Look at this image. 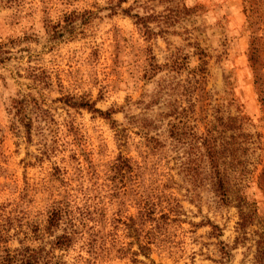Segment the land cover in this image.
<instances>
[{
    "label": "rangeland",
    "instance_id": "374dc122",
    "mask_svg": "<svg viewBox=\"0 0 264 264\" xmlns=\"http://www.w3.org/2000/svg\"><path fill=\"white\" fill-rule=\"evenodd\" d=\"M261 231L264 0H0V255L253 264Z\"/></svg>",
    "mask_w": 264,
    "mask_h": 264
},
{
    "label": "trees",
    "instance_id": "16d2710c",
    "mask_svg": "<svg viewBox=\"0 0 264 264\" xmlns=\"http://www.w3.org/2000/svg\"><path fill=\"white\" fill-rule=\"evenodd\" d=\"M152 67H156L155 65H152ZM151 67V69H153ZM262 100V98L260 99ZM150 102H147L144 104L145 106L148 107ZM86 108H90L88 104H85ZM144 125L142 126L144 129H149V128H154V125L156 123L155 119H152L151 117H146L143 115L140 118ZM231 121V119H229ZM25 125L28 126L30 123L25 122ZM168 135L171 138H174L176 140H183L185 139L186 132L184 131V125L182 124L181 126L177 125H169L168 128ZM152 139V137H150ZM154 141L156 139L153 138ZM206 140V139H205ZM184 144V150L187 149V142L184 140L182 141ZM232 142L227 143L226 145H230ZM202 145L204 146V152L208 158V167L210 170H212L214 173H216L217 180L216 185L219 189H223V193H221L223 198L227 196V185L229 182L228 176L225 174L224 169H225V163L228 161H224V158L219 160L218 153L220 152L221 154L225 151H227V147L219 144V152L217 151L216 146L214 144H211L208 142L204 143L202 142ZM222 147V148H221ZM184 153H187L184 151ZM225 157V155H223ZM219 160V161H218ZM184 164H190L189 161L183 162ZM243 168V167H242ZM184 169L189 172L192 169H190L189 166H184ZM242 170V169H241ZM237 179L241 180L242 177H237ZM236 191L234 197H233V202H235L236 205H244L248 203V200H246L245 196H243L241 193H237ZM225 201H227L225 199ZM238 213H239V218L240 222L237 223L238 227L242 229L244 227V224L246 222V218L248 217L247 214L243 213L241 211V208H238ZM59 220L57 217L56 212L50 213L47 219V227H55V223ZM69 241V237L67 235H60L56 237L55 241H51L52 245H64L65 242ZM42 248L41 247H28V246H23L19 249L14 250L13 252H9L7 249L3 250V254L0 255V264H41V259H42ZM253 264H264V231H261V233L258 234V239L255 241V253H254V263Z\"/></svg>",
    "mask_w": 264,
    "mask_h": 264
}]
</instances>
